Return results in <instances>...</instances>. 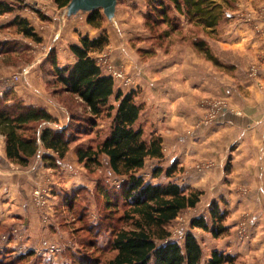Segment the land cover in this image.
<instances>
[{
  "label": "rangeland",
  "instance_id": "obj_1",
  "mask_svg": "<svg viewBox=\"0 0 264 264\" xmlns=\"http://www.w3.org/2000/svg\"><path fill=\"white\" fill-rule=\"evenodd\" d=\"M156 1L160 0H118L114 21L109 22L105 17L102 27L95 29L86 23V15L69 20L62 18L64 9H59L53 0H22L14 6V12L0 15V51L1 53L10 52L7 55L0 53V86L9 83V87L13 89L7 92H11L13 98L25 106L33 108H37L34 105L42 106L41 109L57 120L53 124H42L41 129L50 128L56 132L67 130L68 134L71 132L74 134V130L80 125L73 119L89 115L79 99L65 93L56 94L61 88L54 84L51 76L52 68L47 61L53 51L56 52L57 57L63 53V50H66L67 55H73L69 47L78 45L82 37L97 39L105 35L108 38V45L103 52L94 53L92 57L97 59L100 66L102 65L101 68L105 75L114 77L117 89L124 91H129V88L135 86V78L132 76L134 73L141 79V82L145 81L151 85L157 76L166 79V72L174 71L168 66H172L175 59L181 56L186 57L190 68H196L198 73L214 72L213 68L207 70L206 66L209 65L219 69L226 76L232 75L228 65L222 63L224 68L214 66L206 59L204 53L194 46L195 42L202 40L206 42L214 57L216 52H219L226 59H230L235 53L219 47L218 44L227 32L224 33L221 28L214 32L207 31L203 27L194 25L187 17L178 15L170 7L165 20L176 27L177 30L173 31L162 21V13H157L155 10L158 3H151ZM162 1L168 4L167 0ZM218 2L222 4L224 12L220 27L225 28L234 18L231 13L235 0H225V2L219 0ZM253 4L255 7L253 6L250 12L256 17L263 18L264 0H253ZM246 12L240 16L243 21H246L248 17L251 18V13ZM16 18L28 20L35 34L41 38V43L17 33L15 27L11 25ZM262 26H264L263 22ZM260 34L264 36L262 31ZM255 68H258V74H261L259 65L255 62L251 63L247 70L250 80L257 77H255ZM158 69L160 72L157 74L155 70ZM17 89L18 92L15 93ZM136 94L141 95V93ZM200 108L203 111L201 122L209 125L228 109V102L225 99L204 97L200 100ZM144 117L147 119V114ZM142 124L145 127L146 140L149 141L151 128H148L149 125L146 126L145 120ZM149 124L154 126V123ZM110 125L111 120L104 118L97 122L93 133L74 134L78 136L77 140L73 143L67 157L56 169L44 162L43 157L47 156V151L43 149L42 152V148L38 156L27 167L11 163L6 157L7 163L16 169L13 172L9 171V175L12 178H24V181L22 184L16 182L22 192L14 191L13 199H10L9 195L5 199L0 193V200L15 201L16 195L21 198L24 196L23 201L32 205L34 214L37 216V220L33 222L35 226L37 225V230L34 233H27L29 223L16 221L11 223L12 219L9 224H2L3 226L12 225L6 228L0 227L1 261L4 263L11 261L10 264H34L36 257L44 264H75L73 257L78 259L85 256L86 259L89 257L97 260V264L109 263L114 253L108 249V243L111 240L109 226H103V223L106 224L105 219H107L113 227L126 228V224L120 218L127 207L120 203V206L116 208L118 210L109 211L106 209L103 198L99 197L98 189L106 185L118 190L121 179L111 172L105 156L100 159L101 168H96L92 172L87 171L77 162L76 148L80 145L86 147L97 138L98 140L104 139L110 132ZM1 145L2 141H0V148ZM204 166L205 164H202L199 168L202 169ZM145 173V180L153 184L151 171ZM82 185L88 186L84 190L86 193H82L81 197L75 200V205L67 207L63 203L66 193L73 194L70 192L71 189ZM243 192L245 196L248 193ZM207 209L197 206L194 209L183 211L169 226L171 240L183 245L185 235L192 233L204 253L202 264L208 263L214 251L227 254V251L222 250L220 246L232 249V253L227 255L235 257L236 264H264V219L258 225L257 221L251 220L252 216L248 212H243L239 218L233 217L232 219L228 213L224 223V226L228 228V233L219 239H214L210 233L191 228L192 220L201 216L205 217L211 225ZM16 210H19L17 206L13 208L15 214H17ZM81 210L84 213L82 218L80 217ZM224 211L227 212V209L225 208ZM256 211L264 215V201L262 208L260 206ZM229 219L238 220L233 227H229L227 226ZM97 224H101L102 227L94 229L98 232L94 236L92 231L88 230V226ZM97 239L99 240L97 247L100 250L94 248L96 245L94 241ZM29 251H32L35 257L23 262L16 261L15 257L27 254Z\"/></svg>",
  "mask_w": 264,
  "mask_h": 264
},
{
  "label": "trees",
  "instance_id": "obj_2",
  "mask_svg": "<svg viewBox=\"0 0 264 264\" xmlns=\"http://www.w3.org/2000/svg\"><path fill=\"white\" fill-rule=\"evenodd\" d=\"M22 0H1L0 15L12 13ZM59 9L68 6L71 0H53ZM219 0H167L156 1L155 10L162 13V21L171 30H177L165 18L173 8L178 15L187 17L194 25L203 27L207 31H216L220 28L223 6ZM225 2V0H224ZM151 16L153 14H150ZM105 16L101 10H96L86 15V23L95 29L104 24ZM17 33L25 38L41 43V38L35 34L28 20L16 18L11 24ZM195 48L204 53L209 61L216 67L224 68L214 57L206 42L200 40L194 43ZM108 45L105 35L97 39L89 37L80 38L78 45H71L70 52L76 57V63L71 66L60 67L57 62L56 52H52L48 64L52 68L51 76L54 84L60 87L56 94H67L79 99L84 110L89 116L77 117L73 120L79 123L74 134L89 135L93 133L100 119L111 120L110 132L102 139L93 140L90 145H80L76 148L77 162L89 171L101 168L100 159H108L111 172L121 179L120 188L103 187L98 189V195L105 201L106 209L113 212L120 206L126 205L127 209L120 218L126 228L113 227L104 219L110 230L111 240L108 249L114 256L108 264H202L204 261L203 250L192 233H187L183 245L171 240L169 226L188 209H194L201 201L202 193L195 190H184L178 185L152 184L145 180L140 172L145 168L148 160H163L162 141L152 137L146 140L143 128L138 124L143 106L136 102V92L124 93L117 89L112 77L104 74L94 53H102ZM4 51V50H3ZM1 53V51H0ZM10 52L1 54L7 55ZM11 92L0 96V135L5 138V153L11 163L27 167L38 156L40 149H44L53 156H44V162L56 169L69 154L73 143L78 136L67 130L56 132L54 129H41L42 124H53L54 119L44 109L25 106L13 98ZM86 126H83V125ZM174 168L163 171V168L153 170V178L161 174L170 176ZM85 189H80L75 194L66 193L63 203L67 207L75 205V200ZM75 196L74 198H71ZM69 198V199H66ZM71 199V200H70ZM210 223L205 217L192 220L191 228H198L210 233L214 239H219L228 233L224 226L228 213L223 211L216 203L211 205ZM81 218L83 211L81 210ZM100 225V226H99ZM100 229L101 224L89 225L88 230L92 235H97L95 228ZM97 247V242L95 240ZM100 250V249H99ZM35 257L32 251L15 257L16 261H26ZM73 257V256H72ZM78 258V257H77ZM81 256L74 259L75 264H97V260ZM85 260V261H84ZM34 264H44L39 258L34 259ZM4 263L0 260V264ZM207 264H236V258L219 251H214Z\"/></svg>",
  "mask_w": 264,
  "mask_h": 264
},
{
  "label": "crops",
  "instance_id": "obj_3",
  "mask_svg": "<svg viewBox=\"0 0 264 264\" xmlns=\"http://www.w3.org/2000/svg\"><path fill=\"white\" fill-rule=\"evenodd\" d=\"M253 6V0H235L231 13L234 18L225 28L220 27L227 34L218 42L219 47L235 54L226 59L216 52L215 58L221 64L228 65L232 75L226 76L209 65L206 66L207 70L213 68L214 72L198 73L196 68H190L187 58L181 56L175 59L172 66H168L174 71L166 72V79L157 76L151 85L141 82L134 73L132 76L136 87L129 88V91L120 90L124 93H141L136 96V102L141 103L145 111L138 124L143 128L142 121L145 120L146 126L151 128L150 139L157 137L162 141L164 158L161 161L148 160L140 172L144 178L145 172L150 170L153 184L166 185L169 182L184 190L201 192L198 206L208 208V212L211 205L216 203L223 211L227 209L231 219L248 212L251 220L259 225L264 219V215L256 211L258 207L262 208L264 201V36L260 34L264 17L253 15L250 12ZM246 11L252 16L243 21L240 16ZM62 52L57 57L60 67L76 63L74 55H67L66 50ZM253 62L259 65L261 74L257 79L250 80L247 70ZM155 71L158 74L160 69ZM15 91L17 93L18 89ZM204 97L228 102V109L209 125L201 122L203 111L200 100ZM34 107L42 108L40 105ZM0 141V193L5 199L8 195L13 199L14 191L22 192L17 183L22 184L24 178L9 175V171L16 169L7 163L3 136H0ZM46 155L53 156L49 151ZM202 164L205 166L200 169ZM158 167L163 171L173 167L174 172L170 176L163 173L153 178V170ZM87 187L82 185L70 192L75 194L77 190ZM243 191L248 192L246 196ZM23 197L16 195L15 201L0 200V227H10L12 224H2H9L12 219L11 223H29L27 233L37 230V225L33 224L37 216L32 205L24 202ZM15 206L19 209L16 210L17 214L13 212ZM231 219L227 223L229 227H233L238 220ZM220 247L227 254L232 253L229 247Z\"/></svg>",
  "mask_w": 264,
  "mask_h": 264
},
{
  "label": "water",
  "instance_id": "obj_4",
  "mask_svg": "<svg viewBox=\"0 0 264 264\" xmlns=\"http://www.w3.org/2000/svg\"><path fill=\"white\" fill-rule=\"evenodd\" d=\"M118 0H71L62 18L74 19L81 15H87L96 10H101L109 22L114 21Z\"/></svg>",
  "mask_w": 264,
  "mask_h": 264
},
{
  "label": "built area",
  "instance_id": "obj_5",
  "mask_svg": "<svg viewBox=\"0 0 264 264\" xmlns=\"http://www.w3.org/2000/svg\"><path fill=\"white\" fill-rule=\"evenodd\" d=\"M261 31L264 33V26H262L260 32H261ZM101 66H102V65H101ZM258 72H259V69H258V68H255V77L259 75ZM113 78H114V77H113ZM9 86H10L9 83H7L6 85H3V84H2V86H0V96L3 97V95L5 94V92L10 91V90L13 89V88H11V87H9ZM205 123H207V122H205ZM4 237H5V236H4ZM7 239H8V237H7ZM8 240H9V239H8ZM8 240H7V241H8Z\"/></svg>",
  "mask_w": 264,
  "mask_h": 264
}]
</instances>
